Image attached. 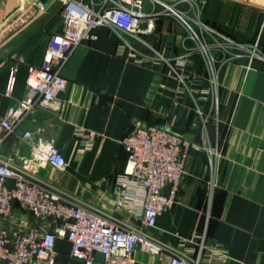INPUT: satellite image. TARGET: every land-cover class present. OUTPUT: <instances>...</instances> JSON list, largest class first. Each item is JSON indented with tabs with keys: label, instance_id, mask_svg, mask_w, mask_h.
<instances>
[{
	"label": "crops",
	"instance_id": "obj_1",
	"mask_svg": "<svg viewBox=\"0 0 264 264\" xmlns=\"http://www.w3.org/2000/svg\"><path fill=\"white\" fill-rule=\"evenodd\" d=\"M42 1L47 10L56 2ZM33 2L0 0V31L28 10L38 11ZM151 7L148 2L144 6L146 11ZM62 8L16 48L23 62L10 96L5 90L12 60L0 61V120L7 107L24 96L27 66L42 64ZM43 14L38 11L0 49ZM198 16L211 31L201 39L214 59L217 113H209L205 93L208 53L180 21L168 15L155 17L153 31L139 35L143 41L102 26L93 31L97 39L79 44L63 65L67 86L58 109L37 105L15 131L0 126V159L22 167L74 203L141 229L164 246L158 255L137 246L134 264H169L175 250L195 256L201 237L206 249L216 245L226 249L223 264H264V0H203ZM217 42L226 43L228 50ZM254 49L257 55L251 53ZM138 124L164 126L217 151L210 163L204 150H190L176 202L149 228L141 224L138 193L118 208L115 203L116 176L127 161L121 140ZM24 130L35 139L51 140L65 167L33 161L30 145L19 137ZM33 222L29 213L15 207L13 216L0 226ZM41 225L51 229L54 224ZM70 249L69 241L56 239L54 264H82L70 257ZM99 262L96 254L94 264Z\"/></svg>",
	"mask_w": 264,
	"mask_h": 264
},
{
	"label": "built area",
	"instance_id": "obj_2",
	"mask_svg": "<svg viewBox=\"0 0 264 264\" xmlns=\"http://www.w3.org/2000/svg\"><path fill=\"white\" fill-rule=\"evenodd\" d=\"M147 2L152 5L150 11L144 8ZM202 2L65 0L42 64L27 66L24 96L7 107L0 126L7 132L15 131L37 105L58 109L62 101L60 94L67 86L62 67L79 44L97 39L93 31L99 27L110 26L119 34L143 41L139 35L153 31L154 18L168 15L180 21L186 27L188 36L207 54L208 46L201 37L210 35L211 31L198 16ZM33 4L42 12L47 10L42 0H34ZM217 44L228 50L226 43ZM236 46L244 50L242 45ZM251 53L257 55L255 49ZM9 58L12 62L8 65L6 96L11 95L18 64L23 62V57L16 52ZM207 61L210 76L205 93L209 95V113L213 114L217 113L219 105L217 73L209 53ZM177 76L182 81V77ZM202 119L206 122L207 115ZM19 137L30 145L33 161H49L60 168L65 167L63 155L51 140L35 139L30 130L22 131ZM121 143L127 153V161L124 171L116 176V208L129 203L132 194L138 193L141 196V224L147 228L153 227L157 217L176 202L190 150H204L210 163L217 155L208 143H194L155 124L136 125ZM167 186V193H164ZM15 207L29 213L34 222L28 226L15 223L0 226V264H54V245L58 238L70 242V257L81 260L82 264H94L96 254L100 255V264H134L137 246L156 255L164 250L160 242L141 229L126 226L100 210L74 203L61 191L29 175L22 167L0 159V221L9 220ZM46 221L54 224L51 229L42 227L41 223ZM226 257L227 251L223 246L206 249L201 237L195 256L187 251L175 250L169 264H203L205 261L223 264Z\"/></svg>",
	"mask_w": 264,
	"mask_h": 264
},
{
	"label": "water",
	"instance_id": "obj_3",
	"mask_svg": "<svg viewBox=\"0 0 264 264\" xmlns=\"http://www.w3.org/2000/svg\"><path fill=\"white\" fill-rule=\"evenodd\" d=\"M65 0H56V2L50 7L48 10L44 12L42 17H40L36 22H34L30 27H28L25 31H23L19 36L10 41L4 47L0 49V61L6 57H9L13 52H15L16 48L24 42L27 38L33 35L36 31H38L43 25H45L50 19H52L60 10L62 6H64ZM170 130V129H169ZM168 186L163 190L164 193H167Z\"/></svg>",
	"mask_w": 264,
	"mask_h": 264
},
{
	"label": "rangeland",
	"instance_id": "obj_4",
	"mask_svg": "<svg viewBox=\"0 0 264 264\" xmlns=\"http://www.w3.org/2000/svg\"><path fill=\"white\" fill-rule=\"evenodd\" d=\"M33 10V9H32ZM28 10L25 13V16L22 19H18L16 22L5 24L0 31V45L4 43L11 35L19 31L21 28L26 26L31 20L35 19L38 14V11Z\"/></svg>",
	"mask_w": 264,
	"mask_h": 264
}]
</instances>
